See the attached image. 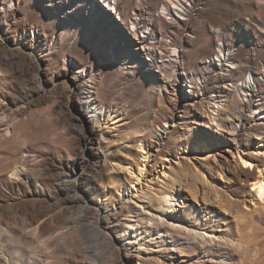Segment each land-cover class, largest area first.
Segmentation results:
<instances>
[{"label":"rangeland","instance_id":"obj_1","mask_svg":"<svg viewBox=\"0 0 264 264\" xmlns=\"http://www.w3.org/2000/svg\"><path fill=\"white\" fill-rule=\"evenodd\" d=\"M182 2L0 0V264H264V0Z\"/></svg>","mask_w":264,"mask_h":264},{"label":"bare ground","instance_id":"obj_2","mask_svg":"<svg viewBox=\"0 0 264 264\" xmlns=\"http://www.w3.org/2000/svg\"><path fill=\"white\" fill-rule=\"evenodd\" d=\"M142 1V0H141ZM186 3V2H185ZM185 3L182 2V0H168V3L167 4H164V10L166 12V15H170L171 13L173 14L174 11L175 12H180V11H184L185 8L187 7L185 5ZM79 4H81V2L77 3L74 7V9H72L73 11L77 10V7H79ZM77 6V7H76ZM108 8L111 10V11H115L116 10V5H115V2H108L107 4ZM121 20H124L123 16H122V19ZM136 27V24L135 22L133 23ZM225 48V47H224ZM218 50V51H217ZM214 53H211L210 55L206 56V62H208L210 65L213 64V62L215 63L216 60H219V61H223L222 58H220L221 56L220 55H224V58L226 56V53H225V50L223 49V46H218V49H217ZM216 55V56H215ZM218 57V58H216ZM227 61H230L232 64H235L233 60H231L230 56L228 57ZM230 69H235L237 68L238 66L236 65H231V66H228ZM195 71V69H194ZM203 71V70H202ZM249 74V73H248ZM251 74V73H250ZM199 75V74H198ZM201 76H203L201 74ZM252 75H250V78H251ZM252 78L254 79V82L258 84V82L256 81L255 77L252 76ZM246 79V78H245ZM230 80V79H229ZM249 80V79H248ZM251 80V79H250ZM195 81L196 80H193L190 78V83L191 84H195ZM232 81V80H231ZM250 86L252 87V85L250 84L249 81L247 80H244L242 84L240 85H237L235 83H232V84H229V86H227L226 88L230 91H235L236 88H239L240 91L242 92H247V90L251 89ZM90 86L87 85V89H89ZM250 91V90H249ZM86 93H88L87 95L84 96V103L89 105V107L92 105L93 107L95 108H99L98 104L93 101V100H90L91 97H92V94H89L91 93V90H88ZM85 94V93H84ZM221 94V93H220ZM217 97V95H216ZM222 101H227V98H224L222 99ZM221 101V102H222ZM214 110L216 111V114L217 115H220L221 114V111L224 109L223 106H220V103L217 101V100H214ZM227 108L229 109V113L227 114V121L230 122V120L232 121V119L235 117V115H238V113H242V112H237V105L233 103L229 104V106H227ZM264 109L262 107L259 108L258 110V113L260 114ZM261 117H264V115H262ZM262 119V118H261ZM225 122V121H224ZM258 124L264 126V119H262L261 122H259ZM262 143H264V140H262ZM139 149L141 151V162L138 163L137 167H129V166H126L127 170H129V173L130 175L135 178L138 182L141 180L142 176H143V173L145 172V168H146V165H147V161L149 159V155H150V150L148 148V146L142 142L139 144ZM263 151L262 153H264V148H262ZM140 158V157H139ZM241 159L242 161L248 165L249 168H252V169H255L257 168L258 169V174H256L252 179H251V186L253 187L251 189V191L253 192V195L254 197L258 198V202H262L263 205H264V167H260L256 162H255V157H253L252 155H249V154H244L241 156ZM130 164V163H129ZM128 165V164H127ZM125 166V165H124ZM123 166V167H124ZM85 169H82L80 172L77 173L76 177L74 178V181H75V184H77V182H79L83 176L85 175ZM249 173V172H247ZM250 174V173H249ZM130 190V188L128 189ZM133 190V188H132ZM129 195V194H128ZM176 194H173V193H165L164 196H163V199L166 200L168 202V204H170L172 206V209H170L171 212H176L177 211V206H178V203H177V198H176ZM75 199H77L76 196H74ZM144 208V207H143ZM145 212V211H144ZM147 212V211H146ZM169 212V211H168ZM166 216V215H165ZM132 218V217H131ZM163 218V217H162ZM161 218V219H162ZM133 221V222H132ZM100 218H98L97 220V223L99 224L100 226ZM129 222V225L127 223L128 226H125L126 227V231L130 234L131 236L129 237L130 238V241L129 242H135L137 238L136 236V233H137V230H138V225H139V222H134V220H130L128 221ZM170 223V224H169ZM167 223L166 221H162L161 224L162 225H167V226H172L173 228H177V225L174 224L173 222H169ZM126 232V233H127ZM138 234V233H137ZM135 235V236H133ZM205 235V234H204ZM120 248V247H119ZM120 250V249H119ZM122 255V254H121ZM120 255V256H121Z\"/></svg>","mask_w":264,"mask_h":264}]
</instances>
